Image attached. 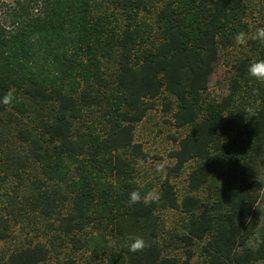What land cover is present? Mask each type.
Wrapping results in <instances>:
<instances>
[{
  "label": "trees",
  "instance_id": "obj_1",
  "mask_svg": "<svg viewBox=\"0 0 264 264\" xmlns=\"http://www.w3.org/2000/svg\"><path fill=\"white\" fill-rule=\"evenodd\" d=\"M248 9L246 0H0V100L15 95L0 103L9 205L0 242L28 207L54 232L0 252V264H192L199 242L204 264H264V82L248 74L264 44L250 39L254 54L234 64L227 94L205 96L220 46L250 30ZM164 93L184 131L175 164L158 203L130 208L131 191L150 192L134 176L149 158L136 125ZM190 161L191 193L180 198L171 176ZM162 208L184 214V257L155 239ZM137 237L151 247L129 252L124 241ZM67 242L89 257H61Z\"/></svg>",
  "mask_w": 264,
  "mask_h": 264
},
{
  "label": "rangeland",
  "instance_id": "obj_2",
  "mask_svg": "<svg viewBox=\"0 0 264 264\" xmlns=\"http://www.w3.org/2000/svg\"><path fill=\"white\" fill-rule=\"evenodd\" d=\"M248 4V15L246 19L250 22V30L245 31L247 34L246 43L238 45L236 42L228 47L220 46L219 58L215 65L214 72L210 78L208 91L205 93L207 98H221L229 92L228 85L234 74V64L243 57L252 56L254 50L250 39H254L255 31L258 27H264V16L260 15L263 7L259 0H246ZM165 93L159 96L155 101V106L148 111L146 116L136 125L135 141L143 145L144 150L149 154L146 160L136 162L135 179L151 191L160 193L162 181L166 178L169 167L175 164L171 153L179 146V139L183 135L181 129L173 124L172 112L165 108ZM163 163L165 171L157 173L156 168ZM197 164V161H190L183 168L178 176H171L180 198L185 194L191 193L188 185L190 171ZM16 182V181H15ZM14 182L12 181V186ZM197 194L204 197L208 196L209 191L201 190ZM17 204H19L17 202ZM69 206H67L68 209ZM264 210V199L262 203ZM27 216H22L19 221L13 222L11 236L0 242V252L7 254L16 247L43 241L49 243L54 232L47 230L48 225L45 223L35 222L33 219L35 213L27 208ZM9 205L6 202L0 203V211L9 212ZM65 211V210H64ZM65 213V212H64ZM63 213V214H64ZM156 214V236L155 239L162 245L164 252L171 255L184 257V248L181 246L178 235L184 231V214L181 210L162 208L155 212ZM57 221V220H56ZM94 233L99 235L94 227L89 229L88 234ZM87 237L88 235H84ZM194 257L192 264H204V256L201 250V243L194 247ZM61 257L74 254L81 258L89 257L90 253L84 251H74L72 244L67 242L61 246ZM54 255V254H53ZM52 260L57 259L55 256Z\"/></svg>",
  "mask_w": 264,
  "mask_h": 264
},
{
  "label": "clouds",
  "instance_id": "obj_3",
  "mask_svg": "<svg viewBox=\"0 0 264 264\" xmlns=\"http://www.w3.org/2000/svg\"><path fill=\"white\" fill-rule=\"evenodd\" d=\"M235 42L238 45H243L246 43L247 34L244 32H239L235 36ZM254 39L258 40L262 44H264V27H258L255 31ZM248 74L250 77L255 78L257 81L264 82V60H259L251 63L248 67ZM254 94H258V91ZM15 95L13 91L9 90L0 100V103L4 105H10L14 102ZM248 112L253 116L255 115V111L253 108H249ZM165 171V165L161 163L157 168V173H163ZM160 200L159 193L155 191H151L145 194H141L138 190H133L129 193L128 206L134 207L137 204H144L145 206H150L152 203H158ZM124 246L128 248L131 253H139L145 251L147 248L151 247V245L144 240L142 237H137L134 240H126L124 241Z\"/></svg>",
  "mask_w": 264,
  "mask_h": 264
}]
</instances>
